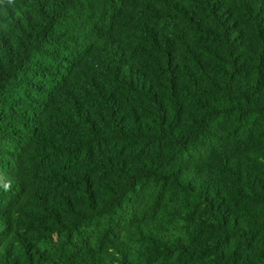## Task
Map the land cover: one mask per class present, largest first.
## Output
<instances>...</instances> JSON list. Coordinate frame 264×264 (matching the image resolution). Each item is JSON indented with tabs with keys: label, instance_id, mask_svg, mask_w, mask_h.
<instances>
[{
	"label": "trees",
	"instance_id": "obj_1",
	"mask_svg": "<svg viewBox=\"0 0 264 264\" xmlns=\"http://www.w3.org/2000/svg\"><path fill=\"white\" fill-rule=\"evenodd\" d=\"M0 264H264V0H0Z\"/></svg>",
	"mask_w": 264,
	"mask_h": 264
}]
</instances>
